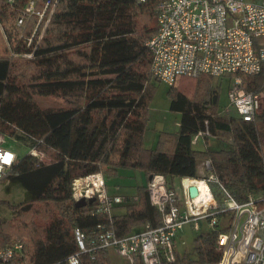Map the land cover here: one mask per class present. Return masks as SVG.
Returning a JSON list of instances; mask_svg holds the SVG:
<instances>
[{
    "label": "trees",
    "instance_id": "obj_1",
    "mask_svg": "<svg viewBox=\"0 0 264 264\" xmlns=\"http://www.w3.org/2000/svg\"><path fill=\"white\" fill-rule=\"evenodd\" d=\"M25 1L10 6L0 0V133L44 157L16 153L0 181L6 180V189L19 186L23 199L18 204L0 200V207L26 219L36 214L42 224L31 219L25 239L13 240L0 218V249L23 242L27 264H68L75 253L80 264H111L108 251L91 244L98 233L123 237L155 228L162 218L146 185L124 196L120 214L96 212V201L75 207L74 179L101 173L106 181L119 167L161 174L174 189L173 180L198 179V164L204 160L217 179L209 186L220 207L221 186L237 202L264 193V107L251 121L237 113L220 116L211 77L195 78L193 97L175 90L176 83L168 86L170 110L180 113L178 129L159 131L156 146L145 147L147 108L159 82L145 42L156 30L152 9L158 0H59L43 36L30 47L23 37L32 27L22 31L15 24ZM30 53V58L23 56ZM241 78L247 92L264 89V65L258 74ZM39 96L74 103L43 108ZM199 131L208 132L204 139L222 140L228 147L196 149L191 140ZM37 204L43 209L36 210ZM75 228L84 234V252L78 250ZM217 234L212 230L195 238V259L175 251L174 263L160 264H214Z\"/></svg>",
    "mask_w": 264,
    "mask_h": 264
},
{
    "label": "built area",
    "instance_id": "obj_2",
    "mask_svg": "<svg viewBox=\"0 0 264 264\" xmlns=\"http://www.w3.org/2000/svg\"><path fill=\"white\" fill-rule=\"evenodd\" d=\"M6 1L10 6L15 3ZM58 1L26 0L21 6L15 24L22 31L32 27L29 36H21L27 47L35 37V45L41 39ZM155 19L156 30L145 42L153 76L167 86L182 77L228 76L230 106L244 121L253 120L261 110L264 89L247 92L241 76H254L264 65V0H158ZM23 56L30 58L31 53ZM205 136H209L207 131L197 132L191 144L196 146ZM29 152L44 157L36 148ZM15 159L16 153L5 146V137L0 133V180ZM202 163L200 180L207 186L205 199L190 197L182 181L183 197L179 198L174 189L167 187L163 175L151 174L147 189L151 204L162 216L161 224L123 237L101 231L91 244L108 252L113 250L126 264H160L161 260L174 263V242L183 225L191 223L199 231V221L206 220L210 229L218 232L214 245L219 257L214 264H264V193H250L245 201L237 202L221 186L220 207L209 186L217 181L210 173L211 164ZM72 198H94L96 212L105 214L124 200L109 193L101 173L74 179ZM73 234L78 250L86 251L84 234L77 228ZM26 257L21 241L0 249V264H27ZM68 264H80L79 254L70 255Z\"/></svg>",
    "mask_w": 264,
    "mask_h": 264
},
{
    "label": "rangeland",
    "instance_id": "obj_3",
    "mask_svg": "<svg viewBox=\"0 0 264 264\" xmlns=\"http://www.w3.org/2000/svg\"><path fill=\"white\" fill-rule=\"evenodd\" d=\"M261 1V0H257ZM155 15V7L152 9ZM154 22H149L153 24ZM211 85L217 89L218 93V104L219 107L218 114L220 116L227 117L229 115L236 116V111L230 106L228 99V90L230 87V78L228 76L222 78H212ZM197 81L192 78L182 77L178 79L174 88L175 90L184 93L188 97H193ZM36 101L40 107L43 108H64L73 104L72 99H68L62 96H39L36 97ZM80 101H76L79 103ZM261 107H264V101H262ZM180 119V113L170 110V96L168 93V86L159 82H155L153 86L152 96L149 100L147 108V121L146 130L144 135V145L147 148H154L157 142V133L159 131L174 132L178 129L176 123ZM213 139V138H210ZM202 141V140H201ZM215 145L210 147L221 148L228 147V143L213 139L211 140ZM5 146L20 156L28 154V149L21 145L19 142L14 141L10 138H5ZM196 149H201V143L198 142ZM262 154H264V147H262ZM204 161V160H203ZM203 161L198 164V175L199 178L203 176ZM189 179V178H187ZM147 182V177L145 172L119 167L117 169L116 175L107 178V188L111 193L121 194V195H135L139 186ZM187 182V181H185ZM6 180L0 181V200L18 204L23 199V190L19 186H9L6 189ZM172 185H174V190L176 191L179 198L183 197L182 183L181 180H173ZM36 210H42L43 207L39 204L35 205ZM124 211L123 207L120 205L115 206L111 210V214H120ZM0 218L5 222V230L12 236L15 240L25 239L23 233L32 224L31 219L34 220L36 225L42 224V221L38 218L36 214L29 216V219L23 218L16 211L8 210L5 207H0ZM200 230L195 231L192 228L191 223H186L180 230L177 238L175 239L174 246L176 252L180 256H186L189 259H195V238L202 233H207L212 231L208 226L206 220L199 221ZM23 239V240H24ZM111 264H126V261L120 258L113 250L108 252Z\"/></svg>",
    "mask_w": 264,
    "mask_h": 264
},
{
    "label": "water",
    "instance_id": "obj_4",
    "mask_svg": "<svg viewBox=\"0 0 264 264\" xmlns=\"http://www.w3.org/2000/svg\"><path fill=\"white\" fill-rule=\"evenodd\" d=\"M150 177H151V175L149 176V178ZM185 179H187V178H183V179H181V181L183 182ZM187 191H188V194L190 197H195L198 195V189L194 184L187 186ZM92 202H94V198H89V199L82 198L80 200L75 201L74 205H75V207H82V206H85L87 204H91Z\"/></svg>",
    "mask_w": 264,
    "mask_h": 264
},
{
    "label": "bare ground",
    "instance_id": "obj_5",
    "mask_svg": "<svg viewBox=\"0 0 264 264\" xmlns=\"http://www.w3.org/2000/svg\"><path fill=\"white\" fill-rule=\"evenodd\" d=\"M188 180L187 182H183L184 186H189L194 184L195 186H198V195L195 196V199H205L206 198V190H207V186L206 184L201 181L200 179H185Z\"/></svg>",
    "mask_w": 264,
    "mask_h": 264
},
{
    "label": "crops",
    "instance_id": "obj_6",
    "mask_svg": "<svg viewBox=\"0 0 264 264\" xmlns=\"http://www.w3.org/2000/svg\"><path fill=\"white\" fill-rule=\"evenodd\" d=\"M178 124H179V121L176 123V126L178 127ZM211 140H213V139H208V140H206V139H203L202 141L200 140L199 142L201 143V149H203V148H205V147H210V146H213V145H215L214 144V142H212ZM151 175V174H150ZM150 175H146V177H147V182H148V179H149V176ZM184 181H188V180H184ZM183 181V182H184ZM147 182L145 183V184H143V185H146L147 186ZM106 184H107V180H106ZM109 193H111L110 191H109ZM111 194H113V195H119V196H121V197H123L124 198V196H134V195H121V194H116V193H111Z\"/></svg>",
    "mask_w": 264,
    "mask_h": 264
}]
</instances>
